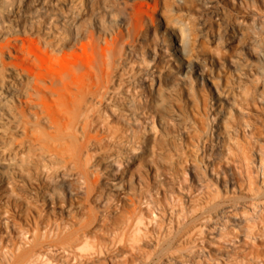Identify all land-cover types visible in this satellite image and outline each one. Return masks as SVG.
Returning a JSON list of instances; mask_svg holds the SVG:
<instances>
[{"label": "bare ground", "instance_id": "obj_1", "mask_svg": "<svg viewBox=\"0 0 264 264\" xmlns=\"http://www.w3.org/2000/svg\"><path fill=\"white\" fill-rule=\"evenodd\" d=\"M159 2L162 8L155 11ZM199 2V29H208L213 21L229 22L221 5ZM248 15L255 26L256 18L264 19V9ZM193 43L190 23L173 15L168 0H103L100 5L96 0H0V53L9 58L0 57V66L7 69L6 79L0 80V187H18L24 180L29 200L48 205L46 214L23 217L29 228L13 225L6 211L1 213L2 231L12 229L17 239H0V264H223L220 250L207 247L203 235L208 228L223 230L229 211L236 208L221 205L207 225L204 214L218 206L213 200L217 183L226 193L236 189L234 170L221 163L224 140L230 138L227 114L214 104L205 113L207 106L189 97L188 111L176 105L181 94H189L185 84L192 75L200 84L210 75L207 64L191 59ZM159 49L172 56L173 68L159 66ZM258 55L264 58V51ZM147 78L152 80L149 101L144 96ZM260 96L264 102V93ZM194 109L205 116L197 121ZM152 114L160 125L150 138L160 149L156 146L150 154L147 147L153 142H146L152 131L143 134L141 129ZM111 118L120 120L122 128H113ZM244 126V132L251 127ZM188 134L196 141L187 140ZM138 138L143 140L140 148L135 147ZM187 141L194 142L195 157L212 175H201L209 177L206 186L195 157L191 185L173 171L170 159L192 158L184 149ZM106 145L117 149L101 151L100 161L96 147ZM261 145L264 149V141ZM125 151L128 163L147 155L153 162V180L150 175L144 184L143 175L135 177L139 192L123 171L109 170L100 179L99 164H113ZM158 184L164 186V201L151 192ZM209 185L214 197L205 190ZM180 198L189 210L176 206Z\"/></svg>", "mask_w": 264, "mask_h": 264}, {"label": "rangeland", "instance_id": "obj_2", "mask_svg": "<svg viewBox=\"0 0 264 264\" xmlns=\"http://www.w3.org/2000/svg\"><path fill=\"white\" fill-rule=\"evenodd\" d=\"M76 1L78 2L79 0ZM102 1L103 0H96V3L100 5ZM168 1L171 3V7L173 8V15L190 23L194 42V52L193 56H191V59L193 61H203V63L207 64L210 74L209 76H205L203 84H200L198 82V79L194 78L195 76L192 75V77L188 79L187 83L185 84L188 90L187 93L189 94H181V98L176 99L180 103L176 101V105L180 104L182 107L184 106V108L188 111L189 106H191L189 108H192V104L188 103L189 97L192 101L194 100V103L197 102L199 106H207L206 108H204V110L208 108V111L210 112L211 109L209 106L214 104L212 107L215 106L219 108V111H221L222 114H227L225 117V124L227 126L226 129L230 131V138L224 140V148L221 153V163H227L234 170L236 189L231 190L227 188L228 192L226 193L224 188L219 183H217V189L219 191L217 195L216 193L214 194L210 185L205 189V186L210 184V182L208 181L209 177L206 176L212 177V175L208 171L204 170L201 160L198 161L197 159L198 156L196 155L197 158L195 157V153L198 154V152L196 151L198 149L194 147V142H192V144L191 141H187V144H185L184 147L185 150H190H188L189 152L186 150V152H188L186 154L187 156L189 155V153L191 154L189 155L190 157H192L190 159L191 161L186 157L183 158L182 162H177V160H175V158L173 157L172 159L174 160L170 159V161L174 164L173 171L174 173L178 174L179 180H181V182L183 180V184L187 183L191 185V182L193 181L194 183L195 179H193L192 177L190 162H193L195 164V161H192V159H194L195 157L198 161H196L197 163L195 165L197 167H195L198 171L199 177H201V175H205L204 173H206V178L204 176L201 177V181H203L202 179H204V184L202 183V186L205 185V183L209 182L204 186V189H208L207 192L210 194V196L214 197L215 195L213 200L218 203V206L212 208L208 212V214H204V216L208 218V221H206L207 225H211V223L213 222L214 212H216L221 205H236V208L234 210L229 211L228 219L230 222H226V227L223 230L216 232L208 228L209 230H205V233L203 235L205 237L207 247L211 248V250L213 248H217L220 250L219 252L221 253L222 257L219 258V261L223 264H264V177H262L264 176V171L262 167H260V163H258L259 155L261 154L260 156H262V154H264L262 153L264 152V149L262 148L263 145L260 146V142L264 141V134L262 132L264 131V102L262 101V99H259L261 97L260 95L264 93V58H260L258 55L261 49L264 51V19L260 20L259 18H256L254 20V26V23H252V17L248 15V12H250V10H255L258 13H262L264 9V0H256L253 2L251 0H209L214 4H219L223 7L225 16L228 18L229 22L217 25L213 21V23H211V27H208V29L206 30L198 28V20L202 15V6L199 0H184L186 1L185 3H177L174 0V2H171V0ZM161 4V2L157 4V6L155 7V11L162 8ZM229 25L233 26L234 30L230 29ZM160 28H164V23L161 22ZM158 47L162 48V46L160 47V45ZM150 48L151 47L147 48V51H149ZM159 52L163 53L161 54L162 56H160V64L162 66L160 64L159 66L163 69L167 67L173 68L174 66L172 65V56L167 55V52L164 53L160 49ZM0 57L3 58L4 61H7L9 59L8 57H6V55H4V53H0ZM6 70V68L3 69L0 66V80L6 79ZM151 83V78H147L144 86V89L146 91L144 93V96L148 101L150 92L149 88ZM180 86L184 91V86ZM216 90H218L221 99L216 96ZM183 91H181V93H183ZM182 102L185 105H182ZM195 110L196 109L193 110V113L197 117L195 115L194 116L197 121H199L202 119V116L204 117L205 115L202 114L200 116L199 113H197V110ZM205 111V113H209L207 110ZM198 116H200L201 118ZM150 117H153V121L152 119L147 118V120L145 121V128H140L141 130H145L143 134L152 131L151 133H147L149 138L150 136H153L156 130L159 129L160 125V121L156 115L152 114ZM109 121L110 125L113 124V128L116 126V128H122V122L120 120H114L113 118H111ZM246 123L250 124L251 127L248 130L245 129L244 132L243 128L245 127L244 125ZM170 125L169 127H171ZM234 127H236L238 131L234 130ZM256 129H259L260 132ZM247 131L250 133H247ZM11 132L9 129L7 133L8 139L12 136ZM119 132L118 135L119 137H121L123 135V132ZM251 133H255L256 135L254 134L251 136ZM257 133L259 134V136ZM1 135L2 134L0 128V136ZM253 136L258 141L254 139ZM184 137H187V140L189 138L192 139V141H196L194 140V138L190 137V135H185ZM139 139L141 142L139 141ZM141 139L142 138H138V142L136 141V148L141 147V143L143 141ZM150 139H147L146 142L148 146H150V144L152 145V142L154 141L152 140V138ZM103 141L105 142L106 140ZM103 141L101 142L104 143ZM251 141L255 144L251 143ZM253 144L255 146H252ZM96 145L98 146L97 143ZM191 145H193L194 149H191L193 148ZM110 146L111 145H106L104 149L96 147L97 153L100 154H98V158H100V161L101 159H103L101 158V151H108V149L110 151L112 149L111 151L115 152L116 146ZM153 146L155 149L153 148ZM156 146L157 149H160V144L157 143L156 145L155 142H153V145L150 147L152 149L148 148L147 146L146 147L148 149V152L151 154V152L155 153L157 151ZM188 146H191V148ZM98 150L100 152H98ZM127 151L123 153L124 155L121 154L119 156V162L115 161V163L113 164H107L105 162L100 163L99 168L103 170L99 171V173H101V176H99L100 179H104L105 175H109V170L116 172L123 171L127 177L133 178V185H135L134 188L139 192L141 189L137 185V181H139L138 179H136L138 177L137 174L144 176H142L144 184H147V180L151 178V180H153V177H156L155 173H153V162H151L150 155H147L146 159L141 158V161H139L138 159H133L132 162L128 163L129 161H126L125 156L127 157L130 154ZM166 159H162L160 161L161 163L159 162L160 166H162L163 168L166 167V164L164 162ZM131 160L132 158H130V161ZM126 162L128 165H125ZM198 163H201L199 164L200 166H198ZM115 164L117 165V167ZM175 165L180 166H178L177 168V166ZM145 169L147 171L146 174ZM151 169L153 172H150ZM183 170H185L184 174ZM207 172L209 173V175L207 174ZM143 183L141 185L144 187L145 185ZM25 185L26 182L22 180V183L19 182L18 187H0V215L5 210L8 217L12 219L13 225L18 226L19 224H21L23 227L29 228L30 225L23 222V217H25L26 214L29 215V217H31V215L46 214L48 205L47 203H44L43 200H29L27 193L24 190ZM155 187L156 188H152V194L156 196V198L161 199V201H164L163 195H161L164 194V186H160L158 184ZM175 189L174 194H176V192L178 191V189H176L177 191ZM209 190L214 195H212ZM195 192L197 191L195 190ZM177 193H179V191ZM158 195L162 198H160ZM199 195H201V198H205L204 193H200ZM201 198L200 200H203ZM177 202L179 203V205L177 204L176 206H179V208L183 207V209L185 207V210L188 208L187 205H190L187 203V201H184L182 203V198H180V200H177ZM181 203L182 205L184 203L186 205L180 206ZM165 211L167 212L168 210ZM46 216L48 218H51L50 214H47ZM232 216H237V218H239V221H234ZM2 228L3 226L0 223L1 240H3V238H6L8 242H10L17 239L14 232L11 231L12 229L9 228V230L7 229V231H2ZM207 231L212 232L207 233ZM154 264H157V262Z\"/></svg>", "mask_w": 264, "mask_h": 264}]
</instances>
